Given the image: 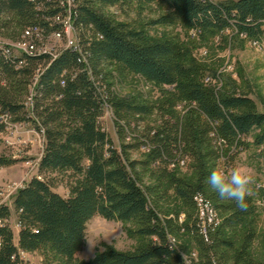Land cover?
<instances>
[{"label":"trees","instance_id":"trees-1","mask_svg":"<svg viewBox=\"0 0 264 264\" xmlns=\"http://www.w3.org/2000/svg\"><path fill=\"white\" fill-rule=\"evenodd\" d=\"M64 1L0 0V34L24 42L33 32L36 47L52 33L67 36L59 22L66 16ZM132 4L167 7L169 12L154 26L180 24L200 35H221L225 42L226 32L249 41L264 37V0H72V26L82 54L73 48L55 57L45 51H0V129L8 118L44 133L39 176H61L69 190L63 197L54 190V178L37 177L17 192L13 205L19 238L16 244L9 224L0 226V264H22L21 252L39 254L45 264H184L180 251L169 246L180 229L160 216L161 189L165 195L172 192L188 210L182 229L195 236L201 262L260 264L250 254L258 212L253 198H248L247 211H241L234 201L218 197L206 180L215 167H234L251 144L264 145V113L248 95L206 83L207 69L182 44L151 41L143 30L106 14L109 8ZM112 65L168 89L158 101L120 97L108 83ZM34 84L31 117L25 105ZM107 109L115 118L118 148L101 126ZM154 115L160 123H146ZM134 150H144V159L133 160ZM6 164L0 158V166ZM181 165L193 173L190 180L179 176ZM137 168L150 172L158 185L143 187ZM198 195L213 204L221 219L218 226L208 227L207 238L197 222ZM96 216L135 223L136 235L148 244L134 253L107 249L89 261L78 260L87 225ZM11 217L0 197V221ZM237 228L247 232L239 249L228 235Z\"/></svg>","mask_w":264,"mask_h":264},{"label":"rangeland","instance_id":"rangeland-1","mask_svg":"<svg viewBox=\"0 0 264 264\" xmlns=\"http://www.w3.org/2000/svg\"><path fill=\"white\" fill-rule=\"evenodd\" d=\"M215 3L224 0H211ZM169 9L157 4L143 5L132 4L125 7H113L106 11V14L114 21L128 24L132 28L143 30L151 41L174 40L186 47L191 57L196 58L207 69V76L211 78L209 85L220 89L227 86L235 89L238 93L246 94L257 105L259 112L264 113V37L259 45L253 44L245 38H232L230 32L224 35L229 37L225 42L221 35H200L193 36L192 31L185 30L180 24L174 26H154L152 22L167 14ZM71 39H75V31H71ZM0 40L13 45L20 44L12 41L11 38L0 34ZM52 40L48 41L47 47H54ZM58 47H60L58 45ZM59 49V48H58ZM17 54L19 55V50ZM47 52V51H45ZM109 81L113 90L120 97L135 96L140 100L158 101L165 95L168 87H158L148 83L142 77L124 71L117 65L107 68ZM146 123L157 125L159 117L154 115L147 119ZM101 126L108 134L113 144L118 148L120 144L113 113L107 109L101 119ZM32 125L24 124L18 130L10 131L0 141V158L8 164L0 166V191H2L1 202L9 206L12 213L10 227L14 234V241L18 239L19 227L17 213L13 201L17 192L26 186L32 179L40 177L38 166L43 155V142L33 132ZM259 134L256 132L255 135ZM132 142L129 138L127 143ZM253 143V138L251 139ZM146 152L134 150L131 153L133 160L141 161ZM234 166L252 169L256 175L255 184L252 186L251 196L257 206V223L255 226L256 237L251 247V257L258 263L264 264V145H252L245 152L237 157ZM140 184L143 187H156L157 178L150 172L137 168ZM180 177L190 180L193 173L181 165L178 170ZM45 180L54 178L55 191L67 197L69 190L65 178L56 174L44 173ZM159 197V209L162 219H172L178 225L180 231L170 237L172 243L183 255L182 257L190 264H205L200 259V248L195 236L187 233L182 226L188 222V210L183 206L172 192L165 195L161 189ZM193 213V212H192ZM195 213H193V218ZM138 226L135 223H124L109 221L101 216L94 217L87 225L86 243L81 252L77 254L80 261H89L98 253L107 249L119 252L134 253L140 247L148 244V239L136 235ZM246 230L237 228L228 231L237 249H239L246 238ZM156 241V239H153ZM232 252L229 253L231 257ZM25 264H45L39 254L26 256ZM58 264V263H56Z\"/></svg>","mask_w":264,"mask_h":264},{"label":"built area","instance_id":"built-area-1","mask_svg":"<svg viewBox=\"0 0 264 264\" xmlns=\"http://www.w3.org/2000/svg\"><path fill=\"white\" fill-rule=\"evenodd\" d=\"M62 5L65 7L66 10V16L61 19L59 22L61 25H68V36H61L60 31L52 33L49 35L47 42L43 43L41 46L36 47L35 46V41L33 38V32L28 33V37L25 39L24 42H20V44H13L9 45L4 43L2 40H0V51H5L6 55L11 54L12 50H19V51H28V52H34L38 53V51H47L49 55L56 56L59 54L61 50H65L66 48H76L78 52L82 54V51L79 50V47H75L72 44L71 41V27H70V18H71V12H72V0H66L62 2ZM37 36L40 39H44L42 36V30L41 29H36ZM193 36H196L198 34L197 31H192ZM52 40L54 42V47L52 49H49L47 47L48 41ZM253 44L259 45V41H253ZM58 45L60 47H58ZM59 48V49H58ZM82 59L84 62H86V58L84 55H82ZM87 72V69L85 70ZM90 77L91 75L88 74ZM211 81L210 77H206V83H209ZM36 87H34L35 90ZM33 95L34 92H32L31 97L27 99V105L25 107L27 110H29V114H31V117H33L32 113V107H33ZM3 122L1 123L4 125V128L1 130L0 129V141L4 140L5 136L13 130H18L19 128L23 127L24 124H14L10 121L8 118H3ZM31 132L35 133L43 142V149H44V143H45V138H44V133H41V131H38L34 127H32ZM2 196V191H0V197ZM196 200H198L199 205H202V212L199 214V218L197 219L198 226L202 229V235L205 237V227H212V226H218L221 222V219L219 216H216V221H207V212H216V208L213 206V204L206 199L205 197L198 195L196 196ZM1 204H3L1 202ZM4 205V204H3ZM7 206V205H6ZM9 207V206H8ZM11 220L9 222H4L0 221V226H4L6 224H9L10 226ZM19 227V225H18ZM20 228V227H19ZM208 241V240H207ZM169 246L171 245V238H169ZM182 255V254H181ZM27 256V253H20V258L22 260V264H25V258ZM183 256V255H182ZM184 264H190L188 263L187 260L183 257Z\"/></svg>","mask_w":264,"mask_h":264},{"label":"clouds","instance_id":"clouds-1","mask_svg":"<svg viewBox=\"0 0 264 264\" xmlns=\"http://www.w3.org/2000/svg\"><path fill=\"white\" fill-rule=\"evenodd\" d=\"M256 175L252 169L234 166L215 167L207 177L206 183L218 197L234 201L241 211H247L248 198L253 195L252 186Z\"/></svg>","mask_w":264,"mask_h":264},{"label":"bare ground","instance_id":"bare-ground-1","mask_svg":"<svg viewBox=\"0 0 264 264\" xmlns=\"http://www.w3.org/2000/svg\"><path fill=\"white\" fill-rule=\"evenodd\" d=\"M70 27H71V31L74 30L73 26H72V18H70ZM65 29H66V35L68 36V25H65ZM72 33V32H71ZM72 41V44L73 46L75 47H79V44H78V40H77V37L75 36V39H71ZM20 43V42H19ZM74 50H77L76 48H73ZM19 52H24V53H31V52H28V51H19ZM13 54H17V51L15 50H12ZM34 86L35 84L33 85V87L30 89L31 90V94L32 92H34ZM31 97V95H30ZM26 105H27V102H26ZM196 200V198H195ZM196 204L198 205V218H199V214H201L202 212V205H199V202L198 200H196ZM218 212V211H217ZM217 212H207V221H216V216H219V214ZM220 217V216H219ZM200 227V226H199ZM200 231H201V234H202V229L200 228ZM207 235H208V227H205V237L207 238ZM173 241H171L172 243ZM172 245L174 246V244L172 243Z\"/></svg>","mask_w":264,"mask_h":264},{"label":"crops","instance_id":"crops-1","mask_svg":"<svg viewBox=\"0 0 264 264\" xmlns=\"http://www.w3.org/2000/svg\"><path fill=\"white\" fill-rule=\"evenodd\" d=\"M11 220H12V218H11ZM18 238H19V233H18ZM17 242H18V239H17V241H16L15 243L17 244ZM28 255H31V254H27V256H28Z\"/></svg>","mask_w":264,"mask_h":264}]
</instances>
